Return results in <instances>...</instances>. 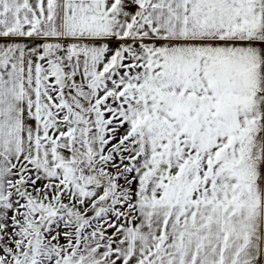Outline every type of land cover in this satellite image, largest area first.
I'll use <instances>...</instances> for the list:
<instances>
[{
    "label": "snow or ice",
    "instance_id": "6c2138e0",
    "mask_svg": "<svg viewBox=\"0 0 264 264\" xmlns=\"http://www.w3.org/2000/svg\"><path fill=\"white\" fill-rule=\"evenodd\" d=\"M0 264H264V0H0Z\"/></svg>",
    "mask_w": 264,
    "mask_h": 264
}]
</instances>
